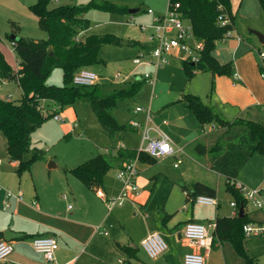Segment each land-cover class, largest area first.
I'll return each mask as SVG.
<instances>
[{
    "label": "crops",
    "instance_id": "1",
    "mask_svg": "<svg viewBox=\"0 0 264 264\" xmlns=\"http://www.w3.org/2000/svg\"><path fill=\"white\" fill-rule=\"evenodd\" d=\"M88 31L81 33L80 37L90 35ZM122 40L124 45L121 47L106 46L102 48L100 58L103 62L97 65H106L108 67L112 63L122 64L127 59L132 60L134 63L135 57L149 54L153 49L150 35L148 41L145 42L134 43L125 39ZM229 52L232 55L230 58H226L227 60L221 58V51H217V49L213 54L221 64L232 62L234 72L238 74V77L216 76L213 78L212 76L215 85L214 92L216 93L210 104L218 107L228 120L244 116L250 120L264 122V81H262V72L260 70L262 65L260 66L258 60L249 51L242 52L241 44L239 43L236 44L233 52ZM6 60L10 64L7 57ZM19 66V60H17V69ZM95 66L88 69L101 76L102 80L99 83L120 84L115 83L117 81L115 77L111 81L107 75L96 72L94 70ZM120 66L117 65V67ZM144 66L147 69L151 68L148 65ZM176 66L170 65L168 72L172 75L175 74ZM139 67L135 66L130 75H132L133 71H137ZM182 70L184 72L183 65ZM201 73L204 72H197L195 75ZM128 77L129 74L125 79H128ZM185 77L187 78L186 75ZM188 82L190 86V80ZM184 89L181 92V96L163 103V109L159 117H153V122L170 136L176 147L184 149L187 154L192 152L200 139L211 133L207 132L197 135V132L198 134L200 133V123L194 112L181 102L182 95L185 93ZM152 91H154L153 88ZM190 93L193 94L191 91ZM230 107L236 108L229 110L228 108ZM173 108H175L176 114L172 113L171 110ZM60 114L64 117L63 122L78 116L75 108L67 111L63 110ZM131 115L129 121L135 117L134 112ZM70 123L72 128H74L73 121ZM125 148L138 150L129 144H125ZM107 149L110 148H106L104 151L106 152ZM168 159L172 158L163 160ZM0 162V182L6 186L8 182L15 181V179L10 171V173H7L8 170H1L4 164L1 160ZM157 163V160L156 162L139 160L137 164L139 169L137 184L140 188V194L135 198V201L128 202H131L137 212L151 214V217L149 216L146 221L143 220L146 230L139 236L137 233L133 234L129 231L124 233L120 231V228L119 230L113 226V222H109V215L113 213L114 209L111 212L106 211L108 210L106 204L96 194V189L86 186L72 173L65 171L76 166L64 169L66 177L49 178L43 189L36 181L32 183L26 180L19 182L17 185L15 184V189L9 187L14 193L19 191L23 193L22 201L15 197L7 198L8 188H2L0 185V232L2 233L0 240H5L4 232L7 230L22 235L20 238L11 241L14 251L8 259L1 261L0 264H120V259L124 260V263L121 264H183L184 255L193 249L183 239L181 234L186 223L211 224L214 223L217 217H235L238 211L231 204L237 201L226 191L225 183L221 185L218 182L217 188H215L212 183L207 182L206 184L217 190L215 199L218 204L210 206L195 201L188 203L186 194L182 189L181 193L177 189V187H180L178 185L179 181H185L183 174H181L179 179L177 178L178 176H174L164 180L158 189V183L161 182V177L159 176H162V172L158 170L155 172L158 167ZM18 166V161L11 162L13 172L15 170L17 173ZM53 168H56V166L50 169ZM116 169L114 179L108 172L104 178L103 185L100 187L108 197L117 196L121 191L122 184L117 178L119 168ZM217 175L221 179L224 178L219 174ZM152 180L154 181L152 182ZM237 181L250 189L260 190L264 197V155L261 153L252 155L240 171ZM171 198H174V201L179 206L186 203V212L179 216L178 223L174 227L172 226L175 224L176 219L173 218V215L166 213L165 217L162 218V226L167 227L168 223L171 225V228L167 230V236L171 239L173 247H171V251L166 256H163V259H160V257L151 259L147 254L143 255L139 252V245L143 243L149 234L155 232L160 234L157 228L160 217L153 214L159 210L160 206L156 208L153 203H158L160 200L168 203ZM249 203L247 202L245 207V213L248 218L253 222L263 221V213L250 206ZM70 206L71 208H69ZM118 215H120V212H118ZM98 226L107 231L108 235L99 232L97 230ZM210 230L213 234L214 229L211 228ZM46 236L55 237L58 243L54 263L47 262L41 254L34 251L32 246L34 238ZM123 246L136 248V256L132 255L131 252H124L122 250ZM252 249L253 247L250 245L248 248L250 256L256 257L260 264H264V260L260 256L253 254ZM207 264H242V259L231 244H216L210 252Z\"/></svg>",
    "mask_w": 264,
    "mask_h": 264
},
{
    "label": "trees",
    "instance_id": "2",
    "mask_svg": "<svg viewBox=\"0 0 264 264\" xmlns=\"http://www.w3.org/2000/svg\"><path fill=\"white\" fill-rule=\"evenodd\" d=\"M55 0H37L31 11L38 18L39 27L48 33V38L35 40L27 37L12 38L19 60V69L15 72L6 60L0 47V77L19 75V86L22 98L18 101H7L0 96V133L7 140V151L10 161H18L17 173L21 175L29 170L34 162L45 161L46 152L31 147L34 131L45 120L62 112L67 106H74L86 99L101 126L102 131L110 137H120L127 131L114 116L113 110L121 100L134 97L145 83L144 80L123 84L97 83L93 86H77L73 83L75 74L82 70L101 64L102 48L124 45L119 37L112 34H91L80 37L88 31L91 21L87 12L91 7L107 11H122L121 8L105 3L89 5H61L51 7ZM264 11V0H258ZM181 5V12L194 28L195 35L204 41L197 63L183 60V69L188 78L197 72L210 73L216 76H233L232 62L221 64L214 56L218 44L228 39L235 30L234 16L230 0H172ZM228 15L229 23L223 25L220 17ZM135 43V42H134ZM61 68L63 86L48 84L51 73ZM264 73V65L260 68ZM212 78V79H213ZM212 80L211 93L214 92ZM46 101V102H44ZM181 102L190 108L200 123V133L207 125H219L222 128L242 126L240 130H227L213 144L198 141L193 149L199 157L208 158L209 168L225 178L226 191L237 202L235 217H217L214 221V245L229 243L233 246L242 264H260L256 257L250 256L246 247L243 226L253 222L245 213L240 218L241 207L247 206V200L231 182L237 177L255 153L264 155V122L236 118L228 120L218 107L205 103L202 98L192 93H183ZM45 106V111L39 109ZM47 112V113H46ZM234 121V122H233ZM214 125V126H215ZM138 156L137 150L118 147L107 149L82 164L66 171L88 187L97 189L103 185L105 176L113 168H124ZM139 160L154 162L156 159L147 154H140ZM186 194L187 202L195 201L199 196L216 198L217 190L206 183L196 181L179 182ZM2 233L0 232V236ZM124 252L136 256L137 249L123 246Z\"/></svg>",
    "mask_w": 264,
    "mask_h": 264
},
{
    "label": "rangeland",
    "instance_id": "3",
    "mask_svg": "<svg viewBox=\"0 0 264 264\" xmlns=\"http://www.w3.org/2000/svg\"><path fill=\"white\" fill-rule=\"evenodd\" d=\"M169 1L170 0H55L51 4V7L111 3L121 8L122 11H107L96 7H91L88 10L86 15L91 21V28L88 34H112L120 39L139 43L148 41L150 35L149 27L153 24L154 15H165L169 9ZM230 1L231 11L234 16L235 31L230 38L218 44L217 51H221V58L227 60L226 58H230L232 55L229 51L233 52L234 47L239 43L241 44L242 52L249 51L254 55L256 60H258L260 66L264 65V57L261 56L262 53L264 54V43L261 42L259 36L256 34L260 33L264 36V11L261 9L259 1ZM36 2L37 0H0V47L15 72L17 71L18 57L14 49L12 38L27 37L35 40L48 38L47 31L39 27L38 18L31 11L32 6L35 5ZM149 9H152L155 14H149ZM130 10H137V12L130 13ZM186 58L187 56L184 53H177L174 57H169V65L164 66L158 72V79L154 91H152V86L146 82L142 84L134 97L118 102V105L113 110V114L121 124H126L127 126V131L120 137L114 138L106 135L102 131L90 103L86 99L80 100L74 106H67L64 109L65 111L72 108L77 110L78 116L72 118L74 120L69 118L66 122H60L56 121L52 116L45 120V122L34 131L31 138V147L44 150L46 152V160L34 162L29 170H25L19 175L15 170L13 172L7 151V140L5 136L0 133V160L4 164L1 170H8L7 173L10 171L15 179V181L8 182L6 186L0 182L2 188L5 187L9 189V187H12L15 189V186L19 182L21 183L26 180L32 183L36 181L43 189L44 185L48 183L49 178L66 177V170L64 171L66 167L78 166L94 158L98 154L104 153L106 148L118 147L121 143H124V145L129 144L134 146L135 149H139L141 144L140 130L131 127L129 121L132 112H134L137 106L146 108L151 106L152 117H159L163 109V103H167L172 98L181 96V92L184 88L185 93H190L191 91L193 94H199L205 103H210L216 93H211L212 75L210 73H201L194 75L192 78L187 77V79L182 70L183 60ZM117 65L121 66L117 67ZM170 65H177L175 67L176 72L173 75L168 72L170 69L168 67ZM135 66L140 67L130 75ZM94 70L96 72H101L103 75H107L111 81L117 73H121V79L118 80V82L114 81L115 83H126L133 82L134 80L142 81V76L146 73H150L154 69L153 67L147 69L144 65H136L132 60L127 59L122 62V64L112 63L108 67L106 65H96ZM128 74V79H125ZM189 80L191 82L190 86L188 85ZM47 81L48 84L63 86L62 69H55ZM8 93L13 95L12 101L16 102L22 98V91L15 83L6 85L0 95L5 96ZM234 108L230 107L228 109L232 110ZM171 111L176 114L175 108ZM141 117L140 115L139 118ZM240 118L248 119L244 116ZM71 121H73L72 124H74V128H72ZM214 125L211 124L206 126V131L211 134L203 137L199 141L213 144L218 137L227 130L242 129V126L222 128L218 124L215 125L216 128H214ZM197 135L202 134H198L197 132ZM182 159L183 162L179 165V168L174 166V158L168 160L156 159L158 161L156 164L158 167L155 169V172H157V170L162 172V176H159L161 177V182L158 183V189L161 187L164 180L174 176H178L177 178L179 179L181 174H183L184 182L186 183L196 181L203 183L210 182L215 188H217L218 182L224 185L225 179H221L217 173L213 172L208 167L207 157H199L192 150V152L183 156ZM51 163L55 164L56 168L50 169L49 165ZM116 170V168H113L109 171L113 179ZM153 181L154 180H152V182ZM177 189L181 193V187H177ZM184 204L179 206V204L174 201V198H171L168 203L161 200L158 203H153L156 208L160 206L159 210L157 212L155 211L153 214L159 215L160 217L157 228L167 243V249L159 256L160 259H163V256H166L168 252L171 251V247H173L171 239L167 236V230L171 228V225L168 223L167 227H164L161 225V220L165 217L166 213L173 215V218L176 219L175 224L172 226L174 227L178 223L179 216L186 212L185 206H187V204ZM249 205L254 207L251 202ZM118 212H120V215H118ZM149 216L151 217L150 213L137 212L133 208L131 202L126 201L123 206L114 208L113 213L109 215V222H113V226L117 229L120 228L121 230H119L124 233L129 231L133 234L137 233L139 236L145 232L146 227L144 226V221H146ZM250 245L253 247L252 253L260 256L264 260V235L247 237V250ZM139 247V252L146 255L147 253L144 251L142 244L139 245Z\"/></svg>",
    "mask_w": 264,
    "mask_h": 264
},
{
    "label": "built area",
    "instance_id": "4",
    "mask_svg": "<svg viewBox=\"0 0 264 264\" xmlns=\"http://www.w3.org/2000/svg\"><path fill=\"white\" fill-rule=\"evenodd\" d=\"M148 13L151 15L155 14L152 9H149ZM220 19L223 25L230 21L228 15H222ZM149 29L151 30L150 41L153 43V49L149 54H142L135 57L134 63L136 65L153 67L154 70L146 73L142 77V80L149 83L154 89L157 72L169 64V57L175 56L177 53H184L187 56L185 60L197 63L200 59V52L204 49V41L195 35L193 25L183 17L180 3L172 2V0L169 1V9L165 15H154L153 24L150 25ZM231 36L232 33L228 37L230 38ZM261 56L264 57V54L262 53ZM233 76L238 77V74L234 73ZM261 76L264 80V73ZM115 79L117 81L120 80L121 73H117ZM101 80V76L94 71L82 69L75 74L73 83L77 86H93ZM10 83H15L20 88L19 75L16 74L14 78L0 77V94L3 88ZM1 97L7 101H12L13 95L8 93ZM39 109L45 111V106L41 105ZM134 115L135 117L130 121V125L140 130L141 144L137 150V158L117 171V178L122 184L121 191L117 196L108 197L102 189H96V194L103 199L109 212L116 206L123 205L125 201H135V198L139 196L140 188L137 184L139 169L137 164L141 153L147 154L154 159L174 158V166L176 168L183 162L182 157L186 155L184 149L176 147L170 136L153 122L151 106L147 108L135 107ZM140 115L142 116L141 118H139ZM54 119L60 122L64 121V117L60 113L54 115ZM213 127L216 128L215 126ZM202 133H207L206 128L202 130ZM118 148L124 149V143H121ZM231 183L241 192L247 202H251L255 209L262 212L264 216V197L261 191L250 189L237 180ZM12 197L22 201L23 193L21 191L14 193L11 189H8L7 198ZM195 202L210 206L218 204L215 198L207 196H199ZM231 205L236 207L235 203ZM211 228L215 229L216 224L186 223L181 234L183 239L193 249L184 255L183 264H207L214 245V236L211 233ZM97 230L104 235H108V232L102 229L101 226H98ZM243 232L246 237L264 235V220L245 224L243 226ZM32 246L34 251L41 254L47 262H55L56 251L58 249V243L55 237H36L32 240ZM142 247L147 255L153 259L159 257L166 251L167 243L161 234L155 232L148 235L143 241ZM13 251L12 242L0 240V262L8 259ZM119 263H124V260L120 259Z\"/></svg>",
    "mask_w": 264,
    "mask_h": 264
},
{
    "label": "water",
    "instance_id": "5",
    "mask_svg": "<svg viewBox=\"0 0 264 264\" xmlns=\"http://www.w3.org/2000/svg\"><path fill=\"white\" fill-rule=\"evenodd\" d=\"M135 12H137V10H130V13H135ZM256 34L259 36L261 42L264 43V36L261 35L260 33H256ZM49 167H50V168H51V167H55V164L51 163V164L49 165ZM239 216H240V218H244V216H245V210H244V207H241V209H240V215H239ZM21 236H22L21 234H19V233H15V232H13V231H11V230H7V231L4 232V239H5L6 241H9V242H11V241H13V240H15V239H18V238H20Z\"/></svg>",
    "mask_w": 264,
    "mask_h": 264
}]
</instances>
